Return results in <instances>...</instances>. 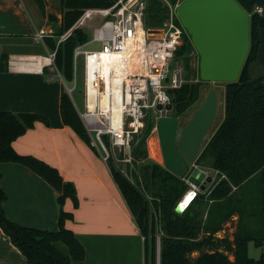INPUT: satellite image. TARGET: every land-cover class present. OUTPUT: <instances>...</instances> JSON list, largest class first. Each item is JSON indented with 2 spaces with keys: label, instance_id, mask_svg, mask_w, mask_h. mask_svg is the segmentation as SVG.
<instances>
[{
  "label": "trees",
  "instance_id": "trees-1",
  "mask_svg": "<svg viewBox=\"0 0 264 264\" xmlns=\"http://www.w3.org/2000/svg\"><path fill=\"white\" fill-rule=\"evenodd\" d=\"M34 1L43 14L49 19L54 18L45 11L46 0ZM168 1L173 3L176 0ZM235 1L249 13L248 51L238 78L224 83L223 118L195 160L200 163L209 159L211 167L223 175L207 196L211 202L205 212L203 194H198V198H194L181 213L174 211L188 185L158 162L148 160L139 165L138 174L132 171L135 184L114 166L111 158L106 162L143 236L144 264H157V256L158 264H264V253L253 258L247 252L249 240L256 246L264 245V79L263 75L251 79L249 72L250 64L256 60L264 17L253 10L255 3L250 0ZM111 3L112 0H60V33L44 35L43 41L53 52L52 64L64 81L73 79L74 48L88 41L87 32L77 25L82 12L86 8L107 7ZM150 19L158 24L146 27H156L161 23L157 16ZM66 31L69 33L60 40V35ZM186 38L175 51V57L186 49ZM167 93L173 114L178 115L197 100L199 82H183L177 88L167 89ZM59 111L62 122L96 150L69 93L63 88ZM36 121L50 124L48 117L41 113L0 110V162L21 164L52 186L59 206L57 228L27 226L9 219L3 208L7 195L1 186L0 228L27 264H78L84 258V247L72 230L64 225L66 219H72V212L62 208L67 197L74 207L77 206L74 185L64 180L54 166L33 155L16 152L11 144ZM150 123L153 121L148 120V125L145 122L144 138L151 130ZM103 138L109 145L107 137ZM234 216L236 221L231 235L217 234ZM56 242L64 243L68 254L62 253L55 246Z\"/></svg>",
  "mask_w": 264,
  "mask_h": 264
},
{
  "label": "crops",
  "instance_id": "crops-1",
  "mask_svg": "<svg viewBox=\"0 0 264 264\" xmlns=\"http://www.w3.org/2000/svg\"><path fill=\"white\" fill-rule=\"evenodd\" d=\"M239 7L248 16V30L249 14ZM45 11L54 18L43 14L34 0H0V110L37 112L50 121L49 125L34 122L12 141V147L20 154L33 155L54 166L64 180L74 185L77 206L67 197L62 208L72 212V219H66L64 225L84 247V258L78 264H144L143 236L106 162L97 149L62 122L59 98L64 80L52 64L53 52L43 38L34 40L37 32L43 36L60 33V0H46ZM247 40L249 43V31ZM232 44L227 57L235 55L236 41ZM247 51L248 48L241 67ZM216 93L218 103L223 102L224 91ZM0 172V186L7 195L3 208L9 219L39 228L57 225L59 206L52 186L18 163L0 162ZM55 246L66 254L59 242ZM0 264H27L1 228Z\"/></svg>",
  "mask_w": 264,
  "mask_h": 264
},
{
  "label": "built area",
  "instance_id": "built-area-1",
  "mask_svg": "<svg viewBox=\"0 0 264 264\" xmlns=\"http://www.w3.org/2000/svg\"><path fill=\"white\" fill-rule=\"evenodd\" d=\"M146 2L112 0L107 7L86 8L77 21L81 24L95 17L100 20L91 26V40L101 42V49H81L82 44L78 45L73 50V62L76 67L77 58L81 55L83 110L78 113L92 137V145L97 144L101 148V158L105 162L111 155L103 137H107L109 145L123 152L129 151L132 137L142 132L150 111L154 124L159 116H169V110L165 108L171 103L167 89L177 88L183 83L181 68H169L170 59L187 35L176 16L180 0L173 3L167 0L168 12L164 21L152 28L143 23ZM253 10L261 13L257 4ZM68 33L64 32L59 39ZM42 34L35 33L34 40H41ZM158 104L161 109L156 108ZM122 160L129 161L130 157ZM193 167L197 165L192 164L181 177L188 185L176 203L181 205V212L200 189L187 179ZM206 184L208 182L204 187ZM188 196L189 200L185 201Z\"/></svg>",
  "mask_w": 264,
  "mask_h": 264
},
{
  "label": "water",
  "instance_id": "water-1",
  "mask_svg": "<svg viewBox=\"0 0 264 264\" xmlns=\"http://www.w3.org/2000/svg\"><path fill=\"white\" fill-rule=\"evenodd\" d=\"M194 1L181 0L176 8V16L197 46L195 47L199 54V77L214 82L235 81L240 72L244 52L248 48L247 14L234 0H198L197 6L208 11L211 17H207L204 37L197 34L195 38L193 20L185 11L186 6ZM250 1L261 7V14L264 17V0ZM232 21L239 23L234 29L228 25ZM233 40L237 44L235 55L227 57L228 48L233 45ZM225 61L233 63L231 65L222 64ZM243 64L244 62L242 66ZM249 72L251 79L264 74V28L259 31L256 60L250 64ZM217 96L215 89L211 87L199 107L193 111L190 121L184 126L179 125L177 116L174 115L159 116L156 119V132L149 135V140L157 136L162 155V166L172 174L182 177L195 163L197 155L208 139L206 134L211 121L216 118ZM156 108L161 109L162 106L158 104ZM165 108L170 111L173 106L169 103ZM151 157L157 159L155 156ZM187 179L203 189L204 184L210 182L212 178L206 174L204 169L193 167ZM174 211L181 213L180 205H176Z\"/></svg>",
  "mask_w": 264,
  "mask_h": 264
},
{
  "label": "rangeland",
  "instance_id": "rangeland-1",
  "mask_svg": "<svg viewBox=\"0 0 264 264\" xmlns=\"http://www.w3.org/2000/svg\"><path fill=\"white\" fill-rule=\"evenodd\" d=\"M198 4H199L198 0H195L191 4L187 5L185 8L186 13L193 20L192 27H193L194 32L196 34V36L194 35L195 38H197V34L200 35L201 37H204L205 31H206V25L205 24L207 23V17L210 16L208 11H206L205 9H204L205 11L202 10L203 8L197 6ZM167 12H168L167 0H156L155 2H153V0H147L146 7H145V15L143 18L144 25H149V26L152 25L153 26V25L158 24V22H156V23L152 22V20L150 19L152 16L153 17L154 16L159 17L161 22H163L165 17H166ZM158 14H159V16H158ZM99 22H100L99 17H95L91 20H87L86 22L79 24V26L83 30H85L88 34V41L85 42L84 44H82L81 49H101V47H102L101 42L91 40V36H92V27L91 26L97 25V23H99ZM236 24H239V23L233 22V21L228 23L229 27L233 28V29L236 28ZM149 28H152V27H149ZM186 39L188 41V45H187L186 49L183 51V53L181 55L176 56V57L174 56L170 59L169 68H170V70H172L176 66L180 67L183 82H187V81L199 82V96H198L196 101L191 103L180 114L174 115L173 109L168 112V115H174V116L178 117V123L180 126H183L187 121L190 120L193 110L200 105V103L203 100L204 95L207 93L209 88L214 87L220 95L224 91V83H225L224 81L211 82L208 80L201 79L199 77L198 55H197V52L194 48V46H196V44L193 40H192V42H193L194 46H193V44L190 43L189 36H187ZM74 66L75 65L73 62V79H72V81H70V82L63 81V84H64V89L68 93L71 94L73 104H75L74 106L78 112V111L83 110V96H82L83 95V60H82L81 55L77 58L76 67H74ZM263 79H264V74H263ZM223 115H224V101L223 102L220 101L218 103V106H217L216 118H214L211 121L209 129L207 131V134H206L207 138H209L211 136V134L213 133V131L217 127L219 121H221V119L223 118ZM148 120H152L153 124L150 123V124H152V127H151V130L149 131V133L147 134V137L144 138L143 137L144 133L142 134V132H140L137 135H134L130 141L129 151L123 152V150H119L115 146L113 147L111 145H107V150H108L109 154L111 155L110 158H111L114 166L117 169H119L134 184H135V182H134L133 176L131 175V172L135 171L138 174V171H139L138 169H139L140 164L146 163V162H148V160H154L155 162H158L159 164L162 165V155H161L160 145H159V141H158L157 136H156V140H157V145H158V150H159V156L161 158H158L159 160L153 159L149 153V144H148L149 135L156 132L155 127H154L155 124H154V120H153V115H152L151 111L149 112L147 118L145 119L146 124H147ZM146 124H145V127H146ZM142 139L144 140V143H142V142L140 143V140H142ZM150 140H152V138H150ZM93 145L98 150L100 155L103 154L101 148L97 144H93ZM127 157H130L129 161H123L122 160L123 158H127ZM195 164L197 165L198 168L204 169L206 171V173L208 175H210L212 178L211 181L208 182V184H206V186L203 189H199L197 196L195 197V198H198V194L204 195V199L202 201V206L204 207V212H205V209L207 208L208 204H210V202H211V200L208 199L207 196L209 195V193L212 190L215 183L220 178H222L223 175L217 173V171H215L211 167V162L209 159L201 160L200 163L195 161ZM138 177L140 178L139 175H138ZM140 188L143 189V187L141 185H140ZM145 194H146V196H148L146 192H145ZM235 221H236V216L233 217V220L224 224V228L221 231H219L217 234H219L221 236L222 235H231V233L233 232L234 227H235ZM51 225L48 226L47 228L52 229V230H55L57 228L56 223L51 224ZM59 244H60L61 248L64 251H66V254H68L67 247L61 242H59ZM157 251H159L158 241H157ZM247 252H248V255L250 257L258 258L261 253H264V245L263 246H256L253 243V241L249 240L247 242Z\"/></svg>",
  "mask_w": 264,
  "mask_h": 264
},
{
  "label": "bare ground",
  "instance_id": "bare-ground-1",
  "mask_svg": "<svg viewBox=\"0 0 264 264\" xmlns=\"http://www.w3.org/2000/svg\"><path fill=\"white\" fill-rule=\"evenodd\" d=\"M149 144V153L151 156H155L157 158V160H159L158 158H161L159 156V150H158V145H157V140L155 137H152V140L148 141ZM189 200V196L186 198L185 201ZM184 201V203H185ZM183 204V203H182ZM181 207V205H180Z\"/></svg>",
  "mask_w": 264,
  "mask_h": 264
},
{
  "label": "flooded vegetation",
  "instance_id": "flooded-vegetation-1",
  "mask_svg": "<svg viewBox=\"0 0 264 264\" xmlns=\"http://www.w3.org/2000/svg\"><path fill=\"white\" fill-rule=\"evenodd\" d=\"M183 27H184V26H183ZM185 31H186V29H185ZM186 33H187V36H189L190 43L193 44L191 35H190L187 31H186ZM193 46H194V44H193ZM194 48H195L196 52L198 53V51H197V49H196L195 46H194ZM200 104H201V103H200ZM198 107H199V106H198ZM195 109H196V108H195ZM195 109H194V110H195ZM194 110H193V111H194ZM192 113H193V112H192ZM191 116H192V115H191ZM177 119H178V117H177ZM190 119H191V118H190ZM189 121H190V120H189ZM189 121H187L184 125H186ZM184 125H183V126H184Z\"/></svg>",
  "mask_w": 264,
  "mask_h": 264
}]
</instances>
